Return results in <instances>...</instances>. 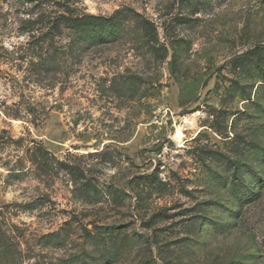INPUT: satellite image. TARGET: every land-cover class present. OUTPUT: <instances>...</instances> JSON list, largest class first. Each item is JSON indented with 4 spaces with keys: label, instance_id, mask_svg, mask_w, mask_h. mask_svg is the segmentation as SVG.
Segmentation results:
<instances>
[{
    "label": "rangeland",
    "instance_id": "rangeland-1",
    "mask_svg": "<svg viewBox=\"0 0 264 264\" xmlns=\"http://www.w3.org/2000/svg\"><path fill=\"white\" fill-rule=\"evenodd\" d=\"M263 45L264 0H0V264H264Z\"/></svg>",
    "mask_w": 264,
    "mask_h": 264
},
{
    "label": "trees",
    "instance_id": "trees-1",
    "mask_svg": "<svg viewBox=\"0 0 264 264\" xmlns=\"http://www.w3.org/2000/svg\"><path fill=\"white\" fill-rule=\"evenodd\" d=\"M67 24L70 27L78 29V32H82L87 40L94 43L101 40L103 35H105V37L115 35L116 32L114 31L117 28V23L110 18L87 14L68 17ZM242 206L243 205H240L239 209H241Z\"/></svg>",
    "mask_w": 264,
    "mask_h": 264
},
{
    "label": "bare ground",
    "instance_id": "bare-ground-1",
    "mask_svg": "<svg viewBox=\"0 0 264 264\" xmlns=\"http://www.w3.org/2000/svg\"><path fill=\"white\" fill-rule=\"evenodd\" d=\"M176 136H177L178 138H180V137H182V133H181L179 130H177V132H176Z\"/></svg>",
    "mask_w": 264,
    "mask_h": 264
}]
</instances>
